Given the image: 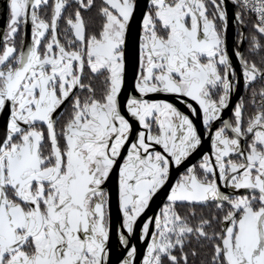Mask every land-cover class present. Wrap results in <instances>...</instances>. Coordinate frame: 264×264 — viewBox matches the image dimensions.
<instances>
[{"label": "snow or ice", "instance_id": "snow-or-ice-1", "mask_svg": "<svg viewBox=\"0 0 264 264\" xmlns=\"http://www.w3.org/2000/svg\"><path fill=\"white\" fill-rule=\"evenodd\" d=\"M150 2L152 10L142 21L136 88L144 96L190 99L211 130L229 107L236 77L225 2ZM232 3L240 9L235 18L242 27L245 16L256 14L253 27L264 37V0ZM74 4L62 43L59 22ZM45 6L52 10L49 21L39 15ZM8 8L9 43L0 53V117L8 110L0 130V264H107L111 211L105 186L114 169H119L124 229L119 240L127 250L121 264H136L139 250L130 241L138 220L168 182L171 165L184 163L202 144L193 119L173 104L135 98L127 110L144 131L130 141L133 127L121 113L119 96L137 0H101L103 22L97 31L82 15L96 8V0H52L51 5L9 0ZM29 23L31 46L18 50L15 37ZM262 50L264 44L253 35L250 51ZM234 54L248 84L264 81V64ZM259 95L249 118L244 104L235 107L234 121L214 133V158L203 156L200 174L190 167L160 215L143 224L142 238L150 243L142 264H189L186 249L192 240L211 244L209 264H264V88ZM184 102L195 116L197 108ZM68 105L61 124L58 110ZM126 145L130 150L121 164ZM218 180L247 194H226ZM207 204L222 211V218L200 217L193 224L195 211H180ZM214 221L223 225L219 232L208 231Z\"/></svg>", "mask_w": 264, "mask_h": 264}, {"label": "flooded vegetation", "instance_id": "flooded-vegetation-1", "mask_svg": "<svg viewBox=\"0 0 264 264\" xmlns=\"http://www.w3.org/2000/svg\"><path fill=\"white\" fill-rule=\"evenodd\" d=\"M139 1L137 0V10L134 13L133 20L130 24V32H129V40L132 39L133 37V42H134V47H132L131 52L133 56V68H134V80H133V85L131 88L128 90H124V87L121 90L120 96H119V102H120V107H121V113L129 119L130 123L132 124L133 127V132L132 135L130 136V141L135 142L136 137L138 135V132L144 131L142 125L139 124V122L136 120V118L132 117L131 114L127 110L128 103L131 99H146L150 102L154 103H171L175 107H177L180 111L183 113L187 114L190 116L191 119H193L194 123L197 126L198 132L201 135L202 139V144L200 148L192 155L190 156L184 163L181 165L177 166L174 163L170 167V173H169V179L168 182H170L171 178H175L174 182L175 185L183 179L185 175L188 174V169L190 167H195L196 171L198 174H200V164L203 162V156L208 155L210 157L214 158L215 155V148H214V143H215V136L214 133L215 131L219 130L220 127H223L224 123H232L235 119L234 117V110L235 107L238 106L239 104H244L245 106V119L249 118L252 116L256 110L257 106L259 105L260 102V91L262 88H264V81L257 80L253 84H248L245 80V78L242 75V65L239 57H237L234 53L236 51H239L243 54L244 58L247 59L250 63L254 62L258 66H261L264 64V50L257 52V53H252L250 51V40L253 35L257 36V38L260 40L261 44H264V37L259 36L258 33H256L253 25L255 24V21L249 17L248 15L245 16V24L246 26L242 27L238 21L234 17H232L229 9V3L230 0H224L228 15H229V26L226 34L227 38V45H228V51H229V56L230 59L233 63V67L236 70V77H234V85H233V92L230 97V103L229 107L225 109L221 115V119L214 122L211 126V130H209L208 126L203 123V113L200 110L199 106L191 101L190 99L183 98V97H177L173 94H166V93H153V94H148L147 96L142 95L138 89L136 88V84L138 83L139 80V71H140V43L142 42L141 37H142V21L144 16L152 10V5L150 0H146L145 5L142 8H139ZM9 2V0H8ZM72 2V0H70ZM52 4V0H49V5ZM101 5V0H96V8H94L91 11H84L82 12V15H84L86 21H89L91 25V31H97L101 24H102V18L98 14V9ZM209 9L211 11V5H209ZM75 11V4L73 8L68 9V11L65 13L64 18H62L59 22V29H58V36L61 39V42L63 43L65 40V29L68 27L65 23V19L67 16L71 15ZM240 9H237L235 7V12H239ZM39 15L41 16L42 19H45L46 21H49L51 19L52 15V10L51 7L45 6L39 10ZM10 19V11L7 6V23L5 26V31H4V39L2 43V47L0 49V53H2L3 49L8 45L9 41L7 39V24ZM132 33V35H130ZM68 38H71V35L69 33ZM128 40V43H129ZM243 41V42H241ZM15 46L17 47L18 50H26L27 47L31 46L32 43V26L31 24H26L21 27V30L17 33L15 37ZM128 44L126 47V52L128 51ZM130 49V48H129ZM96 86L98 89V94L100 90V82H96ZM78 95H85L84 93H77ZM255 94V95H254ZM215 98V97H214ZM185 100H187V103H191L193 107L197 108V114L195 116H192L190 113V110L186 107L185 105ZM67 105V102H66ZM70 110V105L67 107L62 106L61 110L59 111V116L57 119L60 120L61 124L63 123L64 119L66 118L68 111ZM6 116V118H5ZM0 117V130H2V125L5 123V121L8 118V110L6 109L5 114L3 115V121H1ZM59 130V126H58ZM156 129L155 127L153 128V132L155 133ZM229 135H233L231 132L228 133ZM242 146H244V142L242 141ZM125 151L122 152V159L119 161V163H123V160L126 159L127 157V151L130 150V146L126 145L125 146ZM156 150L162 151L159 146H156ZM234 159H240L238 157H234ZM119 169H114L113 174L110 176L109 181L106 183V191L110 195L111 188L114 185L113 183L116 182V190H117V197L118 201L114 205V211L118 214L121 213L119 210ZM219 184H221V191L225 192L226 194H230L231 196H239V195H245L247 194L246 192H243L241 194H236L240 190L234 191L230 187L225 188L223 186V181H217ZM236 194V195H235ZM169 202L164 203L163 205L160 206L158 209V213L156 217H158L161 213V211L168 205ZM227 204L225 205V209H227ZM110 211H111V218H112V211H113V205H112V199L110 197ZM182 215H188L191 211H195L196 214V219H194L192 222L195 224L197 220L200 217L212 219L213 217H220L222 218L223 212L220 211L219 209L216 208L214 204H207L203 206H197L195 209H191L188 206H185L180 209ZM152 217L149 216L147 219L144 220L143 224L148 220L151 219ZM121 225H117L118 231H124L122 228L123 224V216L121 213ZM110 224L112 227V220L110 219ZM141 226V236L138 238H135L134 233L131 236V241L130 243L132 245H135L138 250H139V255H142V258L139 260V255L136 257L137 263L136 264H142V259L143 256L146 254V248L147 245L150 243V240H145L142 238V227ZM222 224L214 221L212 229H208V231H217L219 232L222 228ZM155 228L150 229V233H154ZM110 241V240H109ZM144 245V246H143ZM143 246V247H142ZM207 247V254L206 257L204 258V255L202 253L198 252V249H201L203 247ZM125 249L120 241L118 242V245L115 246V249L112 250L110 247V244L108 243V257H107V264H111V259L113 257H117V262L116 264H121L122 260L126 258L127 250L124 253V256H122L121 251ZM124 251V250H123ZM186 251L189 252V264H193L196 260L198 261V264H209L210 257H211V244L209 242L201 241L197 242L196 240H192L191 245L186 249ZM195 251L197 255L192 256L191 252ZM139 260V261H138Z\"/></svg>", "mask_w": 264, "mask_h": 264}, {"label": "water", "instance_id": "water-1", "mask_svg": "<svg viewBox=\"0 0 264 264\" xmlns=\"http://www.w3.org/2000/svg\"><path fill=\"white\" fill-rule=\"evenodd\" d=\"M145 3H146V0H140L139 1V8H142L145 5ZM7 6H8V0H0V49L2 47V43H3V39H4L5 26L7 23V21H6V19H7ZM235 7H236L235 4L232 3V0H230L229 9H230V13H231L232 17H234V15L236 14ZM130 35H132V33H130ZM132 47H134L133 37H132V39L129 40L128 48H127L128 51L126 52V72H125V87H124L125 89L124 90H128L129 88H131L133 85V80H134V74H133L134 68L132 66L133 65V56H132V52H131ZM5 118H6V116H5ZM1 121L4 122L3 116L1 118ZM3 125H4V123H3ZM3 125H2V128H3ZM174 180H175V178L173 179V177H172L170 182H167L165 184V186L153 197V199L149 205L148 210L145 212V214L137 222L136 229L134 232L135 238H138L141 236V229L140 228H141L144 220L147 219V217H149V216L152 217L151 219L156 218V215L158 213V209L160 208V206L166 202H169L167 197L170 194L171 189L175 186ZM113 185H114V189L112 187L111 191H110V197L112 199V205H113L112 218H111L112 227H111L110 238H109L110 241H108L112 250L115 249V246H117L118 242L120 241L119 240V231L117 229V225H121V223H122L121 222V213L117 215V213L114 211V205L117 203L118 197H117V190H116V182H114ZM243 192H245V190H240L236 194H241ZM152 227L154 228V226H150V229ZM123 250L121 251L122 256H124V253L126 252V249H123ZM141 258H142V255H139V260ZM116 260H117V257L116 256L113 257L111 259V264H116V262H117ZM136 263H137V260H136Z\"/></svg>", "mask_w": 264, "mask_h": 264}, {"label": "trees", "instance_id": "trees-1", "mask_svg": "<svg viewBox=\"0 0 264 264\" xmlns=\"http://www.w3.org/2000/svg\"><path fill=\"white\" fill-rule=\"evenodd\" d=\"M198 252L199 253H202L204 255V258L206 257V254H207V247H203L201 249H198ZM193 264H198V261L196 260Z\"/></svg>", "mask_w": 264, "mask_h": 264}, {"label": "built area", "instance_id": "built-area-1", "mask_svg": "<svg viewBox=\"0 0 264 264\" xmlns=\"http://www.w3.org/2000/svg\"><path fill=\"white\" fill-rule=\"evenodd\" d=\"M235 6L237 9H239L237 5H235ZM248 16L251 17L255 21V23L258 22L256 14H248Z\"/></svg>", "mask_w": 264, "mask_h": 264}]
</instances>
